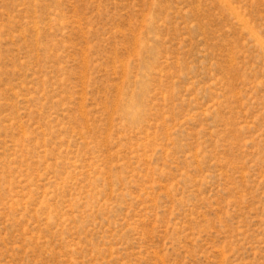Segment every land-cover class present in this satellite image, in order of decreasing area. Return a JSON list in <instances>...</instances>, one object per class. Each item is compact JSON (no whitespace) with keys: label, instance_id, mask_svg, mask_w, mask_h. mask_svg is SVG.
<instances>
[{"label":"rangeland","instance_id":"rangeland-1","mask_svg":"<svg viewBox=\"0 0 264 264\" xmlns=\"http://www.w3.org/2000/svg\"><path fill=\"white\" fill-rule=\"evenodd\" d=\"M0 264H264V0H0Z\"/></svg>","mask_w":264,"mask_h":264}]
</instances>
